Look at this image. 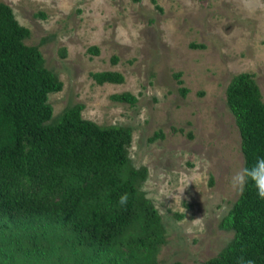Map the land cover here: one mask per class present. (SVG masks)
Listing matches in <instances>:
<instances>
[{
  "label": "rangeland",
  "instance_id": "374dc122",
  "mask_svg": "<svg viewBox=\"0 0 264 264\" xmlns=\"http://www.w3.org/2000/svg\"><path fill=\"white\" fill-rule=\"evenodd\" d=\"M0 2L62 83L47 94L50 120L79 103L97 125L130 128L127 156L146 168L140 190L163 230L155 263L216 256L232 237L221 220L239 195L230 178L243 164L224 90L248 72L264 101V0ZM102 70L123 81L95 83L90 73ZM124 91L132 105L109 98Z\"/></svg>",
  "mask_w": 264,
  "mask_h": 264
},
{
  "label": "trees",
  "instance_id": "16d2710c",
  "mask_svg": "<svg viewBox=\"0 0 264 264\" xmlns=\"http://www.w3.org/2000/svg\"><path fill=\"white\" fill-rule=\"evenodd\" d=\"M28 34L0 2V264H156L163 230L140 190L146 168L127 156L130 128L97 125L81 116L79 103L50 120L47 94L62 83L38 47L23 42ZM90 76L97 84L123 81L113 70ZM224 95L242 168L251 166L264 157V101L248 72L231 76ZM109 98L135 102L126 91ZM221 225L232 237L204 264H237L241 256L264 264V200L251 184Z\"/></svg>",
  "mask_w": 264,
  "mask_h": 264
},
{
  "label": "clouds",
  "instance_id": "9594fccd",
  "mask_svg": "<svg viewBox=\"0 0 264 264\" xmlns=\"http://www.w3.org/2000/svg\"><path fill=\"white\" fill-rule=\"evenodd\" d=\"M247 184H251L255 189L258 199L264 200V157L258 158L251 166L236 171L230 178L231 188L238 193L242 194ZM128 199V193H124L118 198V204L124 206ZM177 199L180 200V196ZM195 220L198 221V219ZM237 264H254V262L241 256L238 258Z\"/></svg>",
  "mask_w": 264,
  "mask_h": 264
}]
</instances>
